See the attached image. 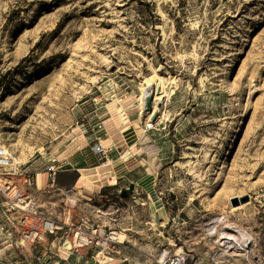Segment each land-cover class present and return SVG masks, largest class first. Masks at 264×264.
I'll return each instance as SVG.
<instances>
[{
	"label": "rangeland",
	"instance_id": "374dc122",
	"mask_svg": "<svg viewBox=\"0 0 264 264\" xmlns=\"http://www.w3.org/2000/svg\"><path fill=\"white\" fill-rule=\"evenodd\" d=\"M155 73L157 112L154 85L149 109L141 99ZM0 141L25 172H56L53 218L72 197L76 225L74 213L124 234L119 252L99 255L106 264H156L166 248L187 264H244L212 256L204 227L228 211L254 234L251 257L264 245V0H0ZM99 183L90 203L73 196ZM17 238L0 200V264L96 253L64 250L68 229Z\"/></svg>",
	"mask_w": 264,
	"mask_h": 264
},
{
	"label": "built area",
	"instance_id": "2783aa9c",
	"mask_svg": "<svg viewBox=\"0 0 264 264\" xmlns=\"http://www.w3.org/2000/svg\"><path fill=\"white\" fill-rule=\"evenodd\" d=\"M37 175L38 173L25 172L23 166L15 162L8 147L0 141V200L16 228V246H32L47 235H56L59 231L68 229L73 232L72 245H64V250L79 252L83 249H95L97 256L107 250L119 252L116 248L124 240L119 237L117 230L102 229L98 225L90 228L82 223L76 225L72 221V210L77 202L72 197L64 201L62 219L53 218L43 210L33 191V187L37 186ZM49 180L52 185L55 183L56 172L49 174ZM163 252L154 257V263L187 264L188 256L184 251ZM250 254L243 256L244 264H264V245L257 256L251 257ZM45 255L46 252L38 260H42Z\"/></svg>",
	"mask_w": 264,
	"mask_h": 264
},
{
	"label": "bare ground",
	"instance_id": "6f19581e",
	"mask_svg": "<svg viewBox=\"0 0 264 264\" xmlns=\"http://www.w3.org/2000/svg\"><path fill=\"white\" fill-rule=\"evenodd\" d=\"M147 85L143 87L142 90V102H144L145 96L149 92V87L151 85L155 86V95H154V106L153 111H159L158 103L163 100L165 95V87H164V77L158 75L157 73L151 75L150 77L146 78ZM161 88V90H160ZM152 111V112H153ZM151 116V115H150ZM149 116L147 124H153V118ZM122 136L125 140L133 139L136 136L135 130L131 128H125L122 130ZM18 157H15L17 160ZM112 184L117 183V177L113 176L112 180L110 181ZM100 185L102 183H99ZM99 212V211H98ZM229 212L224 211L223 213H219L207 222L204 227L205 237L214 240L215 250L211 252V255L214 256L215 253L219 252L222 254L223 258H230V257H243L244 255H248L251 253V247L256 246L257 240L254 234L247 228L246 225L243 223L235 222V221H228L229 220ZM228 221V222H227ZM103 229V228H102ZM119 237L123 240L124 234L120 231L117 232ZM72 245L71 241H66L65 246L70 247ZM164 254L169 252V249H164ZM111 259H114L111 257ZM85 264H106L99 256L92 255L88 258Z\"/></svg>",
	"mask_w": 264,
	"mask_h": 264
},
{
	"label": "crops",
	"instance_id": "0c3cea01",
	"mask_svg": "<svg viewBox=\"0 0 264 264\" xmlns=\"http://www.w3.org/2000/svg\"><path fill=\"white\" fill-rule=\"evenodd\" d=\"M136 161L138 162V159H130V160H127L125 163H126L127 167H130V166L133 167L136 165ZM36 181H37V186L33 187V189H34L33 191L35 193V196L40 201H45V202L49 201V203H47L48 204L47 205L48 206L47 211L46 210L45 211L48 214H50V216H52V217L53 216L59 217L60 213H58L54 209L55 207L52 208L53 206H51V205L52 204L55 205L56 203L64 200L63 188L53 187V185L50 183L49 177L44 176L43 173H38V175L36 177ZM103 186H104V184H101L98 187V185L96 184L95 186H93V189H90L86 186H83V188H82L84 190L83 194L80 193L81 195H79V191H78L75 195H73V194H71V195L77 196L79 198V200H80V198L83 199L85 201V204H88V203H90L89 201H92L93 198L97 195V193H99L101 191V188H103ZM96 189H99V190H96ZM68 192H69V190H68ZM68 195H69V193H68ZM45 205H46V203H45ZM73 218L77 224L82 223V224L87 226L88 220L85 216H79L78 214L74 213ZM58 239H59L58 237L51 239L50 249L53 248V245H55L54 243H56V241ZM50 249H47L48 250V252L46 251L47 255L49 254ZM59 250L57 249L56 252H52V254L55 255L54 264H60L61 260H63V261L68 260V258L65 257L63 253L61 254V252ZM46 257L45 258L43 257V259L40 260V262L38 264H49L47 261L50 258V256L48 258H46ZM56 257H58V259ZM50 262H53V261H50Z\"/></svg>",
	"mask_w": 264,
	"mask_h": 264
},
{
	"label": "water",
	"instance_id": "95a60500",
	"mask_svg": "<svg viewBox=\"0 0 264 264\" xmlns=\"http://www.w3.org/2000/svg\"><path fill=\"white\" fill-rule=\"evenodd\" d=\"M153 95H154V89L150 88L148 94L146 95V108H148V109L151 107V102H152V99H153ZM130 189L131 190L134 189V184L133 183H131ZM248 200H249V195H244V196H241V197H234V198H232V204L234 206H236L240 202L243 203V202H246Z\"/></svg>",
	"mask_w": 264,
	"mask_h": 264
}]
</instances>
